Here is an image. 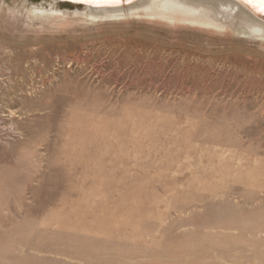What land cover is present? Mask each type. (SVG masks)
I'll return each instance as SVG.
<instances>
[{"label": "rangeland", "instance_id": "374dc122", "mask_svg": "<svg viewBox=\"0 0 264 264\" xmlns=\"http://www.w3.org/2000/svg\"><path fill=\"white\" fill-rule=\"evenodd\" d=\"M233 22L0 0V264H264V31Z\"/></svg>", "mask_w": 264, "mask_h": 264}, {"label": "bare ground", "instance_id": "6f19581e", "mask_svg": "<svg viewBox=\"0 0 264 264\" xmlns=\"http://www.w3.org/2000/svg\"><path fill=\"white\" fill-rule=\"evenodd\" d=\"M132 0H128L130 2ZM137 9L146 14L163 13L168 17L180 19H202L215 21L217 17L226 21H234L250 33L262 34L264 17L256 12H262L256 2L247 0H144L137 6H124L109 9H94L87 7L92 17H104L122 13H133ZM260 36V35H259Z\"/></svg>", "mask_w": 264, "mask_h": 264}, {"label": "water", "instance_id": "95a60500", "mask_svg": "<svg viewBox=\"0 0 264 264\" xmlns=\"http://www.w3.org/2000/svg\"><path fill=\"white\" fill-rule=\"evenodd\" d=\"M62 3H68L73 5H78L81 7H90L94 9H109V8H115V7H121V6H127L130 3L134 2H128V0H93L92 3L84 2V0H58ZM261 17H264V11L262 12H256Z\"/></svg>", "mask_w": 264, "mask_h": 264}, {"label": "snow or ice", "instance_id": "6c2138e0", "mask_svg": "<svg viewBox=\"0 0 264 264\" xmlns=\"http://www.w3.org/2000/svg\"><path fill=\"white\" fill-rule=\"evenodd\" d=\"M84 2L92 3L93 0H84ZM247 2L252 3L256 2L259 4L261 11H264V0H247Z\"/></svg>", "mask_w": 264, "mask_h": 264}]
</instances>
